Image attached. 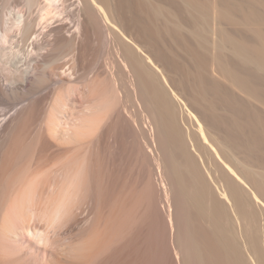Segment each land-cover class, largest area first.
Here are the masks:
<instances>
[{
  "label": "bare ground",
  "instance_id": "obj_1",
  "mask_svg": "<svg viewBox=\"0 0 264 264\" xmlns=\"http://www.w3.org/2000/svg\"><path fill=\"white\" fill-rule=\"evenodd\" d=\"M246 1L244 16L262 15ZM121 9L177 47L192 36L212 61H197L189 98L157 63L167 51L142 47ZM222 12L210 0H23L1 14L0 92L23 106L0 122V264H264V167L251 140L264 134L237 125L243 102L264 104L258 78L251 89L240 76L264 77V35L251 26L260 46L246 43ZM229 88L245 100L232 115Z\"/></svg>",
  "mask_w": 264,
  "mask_h": 264
},
{
  "label": "rangeland",
  "instance_id": "obj_2",
  "mask_svg": "<svg viewBox=\"0 0 264 264\" xmlns=\"http://www.w3.org/2000/svg\"><path fill=\"white\" fill-rule=\"evenodd\" d=\"M6 0H0V16H1V14L3 15V12L4 13H6V12H9V11H11V9L12 8H14L15 10L16 9H19L22 5H23V0H9L8 2L10 3H8V6H10L11 7V9H10V7H7L6 9H4V7H3V5L5 4L4 2H5ZM243 1H245V2H248V1H246V0H210V4H212V7L215 9V10H221V11H223L222 12V14H219V17L220 16H223V14L224 13H228L227 15L229 16H227L226 15V20L224 19L225 18V14H224V17L221 19V17H220V21L222 22V25L225 27L226 26V22L228 21V23H227V25L228 26H226V27H228L226 30L229 32V31H231L232 30V32L233 33H236V34H238V38H240V39H242L243 41H245L246 43L248 42V44H253V45H259V39L257 40L256 38L257 37H255L256 35H253V32L252 31H254L253 30V26H255L256 25V27L258 26H260V29H261V31H262V34L264 35V3H262V2H264L263 0H255V1H253L254 3H251V4H254V6L255 7H258V9H262L261 11V13H262V15H259V17H258V14H257V16H252L253 14H247V12L248 13H250L249 11H247V9H246V11L247 12H244V14L246 15V16H244L243 15V12H242V9L240 8V7H242V6H245L246 7V4L245 3H243V4H245V5H242V6H240V2H243ZM132 2V1H131ZM169 2V1H168ZM168 2L166 3V2H164V3H166V4H168ZM250 2H252V1H249V3H247V4H250ZM259 2V6L258 5H256L257 3ZM170 3V2H169ZM172 3H170V4H168L169 6L171 5ZM250 4V5H251ZM237 6L239 7V9H241V12H240V10L239 9H237ZM248 7H246V8H251L252 6H249V5H247ZM253 6V7H254ZM171 7V6H170ZM172 7H173V4H172ZM175 7V6H174ZM260 7V8H259ZM9 8V9H8ZM6 10V11H5ZM122 10V12L124 11L123 9H121ZM121 10L119 11L120 12V16H121V20H122V23L124 22V26H126V30H127V28H128V30H127V32L129 33V34H131V35H133V37H135V39H137V41H138V43L140 44H142L143 46L142 47H145V45L144 44H150V43H153V42H156V40H158L157 42H156V44H155V48H156V51H158L159 52V50L160 49H158L157 50V48H159L160 46V48H162V51L163 52H165V51H167L166 53H167V56L168 57H166L165 55H166V53H164L163 55H164V58L166 57V60L164 59V61H165V63L167 64H165L164 65V61L162 60H160L161 62H163L162 64H159V62H157L158 63V65H160L161 67H163V66H165V67H163L162 69H164L165 71L166 70H168V72H170V73H167V74H169L170 75V81H171V83H172V85L178 90V93L184 98V99H187V97H185L186 95L185 94H183V93H188L190 90V87H191V85H193V82L195 83V85H196V80L198 79L197 78V74H198V72L200 71H198V70H196V69H198L197 67H196V63H197V61L199 62V63H202V62H206L207 61V63L208 62H210L211 60H208V59H206V57H208V56H205L203 53H205V52H203L201 49H199V48H197L196 47V42H195V40L192 38V36L190 37L189 35V39L187 38V40H186V44H183V45H185V46H183L182 45V43H184V42H182V43H180V44H178V46L179 47H177V46H175V45H177V43L175 44V43H173V42H171V39L169 38V35H164V36H160V34L159 33H157V31H156V27L155 26H153L152 24L150 25V26H147L148 27V29H146V27H142L141 25L139 26V27H135L134 25L136 24L134 21H132V20H130L131 19V16L129 15V17L130 18H128L129 20H127L126 21V16H127V12H121ZM238 10V11H237ZM231 13V14H230ZM260 13V14H261ZM126 14V15H125ZM179 15H181V14H179ZM178 15V17H181L180 19L182 20V21H184V23H186V20L189 22V18H187V17H185V16H179ZM183 15V14H182ZM232 16V17H231ZM233 16L235 17V16H238L237 18L239 19V17H240V20L241 19H243V18H245V21L244 22H249L248 24H244V23H242V21L244 20H241V22L240 21H238L237 19H235L234 20V18H233ZM244 16V17H243ZM250 16V17H249ZM263 16V17H262ZM172 16H170V18H171ZM174 18L175 17H177V16H173ZM177 17V18H178ZM248 17L249 18H251V19H248ZM252 17H254V19L256 20L257 18V20L255 21ZM177 18H175V19H177ZM229 18V19H228ZM233 18V19H232ZM236 18V17H235ZM173 19V18H172ZM124 20V21H123ZM174 20V19H173ZM218 20V19H217ZM249 20H252L251 22L249 21ZM133 23H135V24H133ZM226 21V22H225ZM230 21L232 22V24L230 23ZM235 21L236 22H238V25H235V24H237V23H235ZM126 22V23H125ZM131 22V23H130ZM234 22V23H233ZM127 23H130V25L132 24V26H130L129 24L127 25ZM253 23V24H252ZM126 24V25H125ZM225 24V25H224ZM139 25V24H138ZM137 25V26H138ZM186 25V24H185ZM128 26V27H127ZM144 26V25H143ZM152 26V27H151ZM253 28H252V27ZM133 27H134V29H133ZM188 27V26H187ZM137 28V29H136ZM151 28V29H150ZM143 29V30H142ZM142 30V31H141ZM148 30V31H147ZM149 30H151L150 32H149ZM236 30H237V32H236ZM141 31V32H140ZM144 31V33H145V31H146V33L144 34V37L146 38V41H145V38L142 36L143 34H142V32ZM156 31V32H155ZM137 32V33H136ZM140 32V33H139ZM231 32V34H233ZM150 33V35L151 34H153V35H151V36H153V38L150 36V35H147V36H145L146 34H149ZM254 33H256V32H254ZM140 36H139V35ZM233 35H235V34H233ZM140 37V39H139V37ZM141 36H142V38H141ZM152 38V39H155V40H152L150 37ZM144 38V41L142 40ZM149 38H150V40H149ZM255 38V39H254ZM150 41V42H147L148 40ZM170 39V40H169ZM178 40V39H177ZM141 41V42H140ZM161 41H163V42H161ZM170 41V42H169ZM173 41V40H172ZM179 41H180V39H179ZM145 42H147V43H145ZM140 44V45H141ZM175 44V45H174ZM87 46H86V49L88 50V48L92 51L93 49H91L92 48V46H91V44L90 43H87L86 44ZM151 45V44H150ZM149 45V46H150ZM157 45H159L158 47H157ZM147 46V45H146ZM152 47L154 46V45H151ZM151 46H150V48H151ZM260 46V45H259ZM148 47V46H147ZM164 47V48H163ZM182 47V48H181ZM185 47V48H184ZM146 48V47H145ZM155 48L153 47V49H154V51H155ZM169 48H170V50H169ZM188 48V49H187ZM149 49V48H148ZM147 48H146V50H148ZM152 49V48H151ZM168 49V50H167ZM184 49V50H183ZM86 50V52L88 53V51L89 52H91L90 50H88L87 51ZM189 50V51H188ZM201 50V51H200ZM152 51V50H151ZM151 51H147V52H150L151 53ZM155 51V52H156ZM97 52H98V50H97ZM153 52V51H152ZM155 52H153V53H151L152 55L153 54H155ZM162 52V53H163ZM159 53H161V51L159 52ZM161 53V54H162ZM169 53V54H168ZM162 55V56H163ZM154 56V55H153ZM170 56V57H169ZM155 58V59H154ZM156 58L157 57H153V59L154 60H156ZM169 60H168V59ZM1 60V59H0ZM157 60H158V58H157ZM156 60V61H157ZM170 60L173 62H170ZM200 60V61H199ZM206 60V61H205ZM90 62L92 63V61H88V63H85L84 65L85 66H87L86 67V69L88 68H90L91 66H92V64H90ZM160 62V63H161ZM4 62L1 60L0 61V79L2 80V86L5 88V84L6 83H8V82H6L7 80H5V74H4V65L5 64H3ZM102 64V63H101ZM100 64V65H101ZM198 64V63H197ZM210 65L212 64V61L209 63ZM1 65H3V66H1ZM171 65V66H170ZM41 66V65H40ZM42 67H43V65H42ZM168 67H169V69H168ZM174 67H176V68H174ZM181 67V68H180ZM235 66L233 65V68H234ZM172 68V69H171ZM207 68H211V66H208ZM176 69V70H175ZM237 69V68H236ZM178 70V71H177ZM210 70H212V69H210ZM238 70V69H237ZM175 71H177V72H175ZM196 71H198V72H196ZM204 72H205V69L203 70ZM243 71H245L246 73H243ZM239 73L241 72V69H239V71H238ZM215 73H217V72H215ZM195 74V75H194ZM241 74L242 75H244V76H242L243 77V79L245 80V81H247V82H250L249 84L251 85L250 87H251V89H252V86H253V84H254V86H253V90H254V88H257L256 90H254V92L256 91L257 93L258 92H260V93H256L255 92V94H257V95H260V98H259V96H257V98L258 99H260L261 100V98L263 97L264 98V77L262 76V75H258V77L256 76L255 78H254V76L253 75H251L250 74V72L248 71V70H245V69H242V72L240 73V76H241ZM196 76V77H194V76ZM250 75V76H249ZM191 77H194V79H195V81H194V79H191ZM248 77V78H247ZM259 77H260V79H259ZM179 78H180V81L181 80H183V81H181V83H184L185 85H180L178 82H179ZM182 78V79H181ZM185 78V79H184ZM258 78V80H257V84H256V79ZM190 79V80H189ZM200 79V78H199ZM252 79H254V80H252ZM175 80H176V83H173V82H175ZM191 81V82H190ZM198 82H199V80H197ZM253 81H255L254 83H251V82H253ZM259 81V82H258ZM6 82V83H5ZM52 82H53V80H50L49 81V83H46L45 85H44V87H43V89H42V93H40V98H39V96H37V97H35L34 99H37V101H36V104H39V103H41V104H43L42 103V98L43 99H45L46 98V95H47V93H49V92H51L50 90H52ZM190 82V83H189ZM5 83V84H4ZM190 84V85H189ZM19 85H21V84H19ZM187 85V86H186ZM208 85V84H207ZM210 85V84H209ZM220 85L221 86H223V84L222 83H220ZM178 86H180V87H178ZM181 86H182V88H181ZM188 86H189V88H188ZM256 86V87H255ZM183 87L187 90V92H185L186 90H184L183 89ZM188 88V89H187ZM221 88H223V87H221ZM184 90V91H181V90ZM206 89H208L207 90V99L208 100H210V98H212V100H214V103L215 102H217V103H215L216 105H217V108L219 109V111L221 112V110H222V108H223V110L222 111H225L224 110V107H223V105L225 106V101L226 100H224L223 99V97H222V91H220V97H219V102L217 101V100H215V97H216V90L214 89V88H212V87H207ZM230 90H229V95H230V97H229V101H231V102H229L228 101V103L227 104H229V109H230V111H231V113H230V111H229V115L231 114H233V111L231 110V109H233V107L236 109H239V105H242L241 104V100H242V102H243V100L244 99H242L241 97H239V95L238 96H236L237 94H234L233 93V91L231 90V88H229ZM189 90V91H188ZM215 90V91H214ZM48 91V92H47ZM9 93H10V91H8ZM224 92V91H223ZM215 93V94H214ZM231 93H232V95H231ZM50 94V93H49ZM48 94V95H49ZM6 95V94H5ZM47 95V96H48ZM184 95V96H183ZM0 122L1 121H3L4 120V118L7 116V115H9V113L7 112V111H11V112H13L17 107H22L23 105V103H20V102H22V98H19V99H22L21 101L18 99V100H16L17 99V97L16 98H13V96H11V95H9V97H7V98H10V99H6V97L4 96V93H1L0 92ZM7 96V95H6ZM187 96H188V94H187ZM214 96V97H213ZM237 98H236V97ZM42 97V98H41ZM188 98H189V96H188ZM224 100V102L221 100ZM12 99H15L16 100V102H12V101H15V100H12ZM217 99V98H216ZM234 101H233V100ZM236 99V100H235ZM238 99H240V101L238 100ZM10 100H12V101H10ZM20 101V102H19ZM35 101V100H34ZM236 101V102H235ZM245 101V100H244ZM6 102H8V103H6ZM19 102V103H18ZM24 102V101H23ZM44 102H45V100H44ZM220 102H222V103H220ZM240 102V103H239ZM224 103V104H223ZM245 103H247L246 105H245ZM14 104V105H13ZM16 104V105H15ZM17 104H18V106H17ZM223 104V105H222ZM248 104H249V106H248ZM40 105V104H39ZM243 105H245L244 107H243ZM243 105L241 106V107H243L242 109H243V111L245 112V114H244V112H243V115H245L244 117H245V119L246 120H243V121H241L242 119L241 118H243L244 119V117L242 116V115H240V116H238V118H237V121H238V123H237V125H241V124H243L244 125V128L246 127L247 129H244V131H246L247 130V132H246V136H250V137H252L254 134H255V136L257 135V133L259 132V133H262V134H264V122H263V120H264V104H261V105H259V107H258V109L257 110H259V112L254 108V107H252L251 105H250V103L249 102H243ZM14 106H16V107H14ZM236 106V107H235ZM13 107L15 108V109H13ZM137 107V106H136ZM136 107H133L132 109H134V108H136ZM12 108V109H11ZM237 109H236V112H238L237 111ZM246 109V110H245ZM249 111H248V110ZM255 110V111H254ZM249 113H248V112ZM10 112V113H11ZM145 112V111H144ZM143 112V116H144V123L146 122V121H149V122H147V124L145 123V125L147 126V128H145L146 129V131L149 133V134H151V131L153 130V129H155V124L153 123V121H152V118L150 119L148 116H150V115H147L148 114V112H145L144 113ZM253 112H258V113H260V114H257L256 113V115H255V113H254V115H252L254 118H256L257 119V117H259L258 119V121L257 120H255V122L254 123H252L250 120H252V121H254L253 119H252V117H251V119L249 120V114H250V116H251V114H253ZM223 114H225L224 112H223ZM237 114V113H236ZM145 115H146V117H145ZM238 115V114H237ZM260 115V116H259ZM247 116V117H246ZM147 117H148V119H147ZM261 118L263 119V120H261ZM250 121H248V120ZM262 122H261V121ZM152 121V122H151ZM244 121H247L248 123H247V126L245 125V122ZM257 121V122H256ZM260 121V122H259ZM149 123V124H148ZM256 123V124H255ZM154 124V125H153ZM249 124V125H248ZM150 125H151V127H150ZM251 125V126H250ZM145 126V127H146ZM154 127V128H153ZM222 127H223V125H222ZM234 127H237V126H234ZM233 127V128H234ZM251 127H252V129H251ZM149 128H151V130L149 129ZM147 129H149V130H147ZM237 129V131L236 132H238L239 133V131H238V128H236ZM236 129H234V131L236 130ZM254 130V131H253ZM251 131L252 132H254V134H251ZM222 132L223 133H225L223 130H222ZM249 132V133H248ZM222 133V134H223ZM237 133V134H238ZM248 134V135H247ZM249 137V138H250ZM248 138V137H247ZM248 138V139H249ZM253 138V137H252ZM251 138V140H255V142H257L259 145H257V148L259 149H257L258 151H259V153H258V151H257V153H258V155H260L259 157L261 158V160H262V164H261V160H260V162L258 163H255L256 165H258V164H260V166H262V167H264V137H261V138H258L259 140H257L256 138L254 139H252ZM155 150V149H154ZM117 152V151H116ZM155 152V154H156V152H158L157 151V149H156V151H154ZM118 154H120L119 152L117 153V155ZM157 155V154H156ZM263 158V159H262ZM256 159V158H255ZM257 160H258V158H257ZM253 161H256V160H253ZM252 161V162H253ZM259 161V160H258ZM251 162V163H252ZM259 166V165H258ZM263 223H264V221H263Z\"/></svg>",
  "mask_w": 264,
  "mask_h": 264
}]
</instances>
